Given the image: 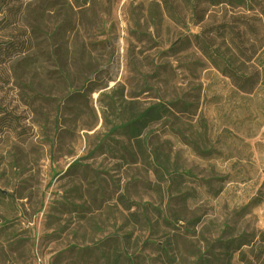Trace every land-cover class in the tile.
<instances>
[{"label": "rangeland", "instance_id": "rangeland-1", "mask_svg": "<svg viewBox=\"0 0 264 264\" xmlns=\"http://www.w3.org/2000/svg\"><path fill=\"white\" fill-rule=\"evenodd\" d=\"M221 7L210 14L238 10ZM200 29L174 23L159 0L0 1V44L19 47L0 57V106L17 118L0 134V264H106L123 245L155 264L144 243L171 239L177 264H194L242 236L252 243L233 264H264V202L249 205L264 194V87L237 94L184 40ZM159 103L171 113L146 134L196 200L101 147L123 110ZM120 198L138 204L132 213L149 206V224Z\"/></svg>", "mask_w": 264, "mask_h": 264}, {"label": "trees", "instance_id": "trees-1", "mask_svg": "<svg viewBox=\"0 0 264 264\" xmlns=\"http://www.w3.org/2000/svg\"><path fill=\"white\" fill-rule=\"evenodd\" d=\"M4 1V0H0ZM24 4L26 1L15 0ZM165 8L168 17L180 27L189 30L190 25L201 27L200 32L185 37V41L191 39L198 52L210 63V65L229 80L237 94L251 96L261 87H264V6L256 0H159ZM229 4L237 13L229 16L227 12L221 18L210 14V8H220L226 11L222 4ZM256 4L259 10H256ZM210 21L209 25L202 27ZM181 40L180 42H182ZM10 49L19 47L14 42L0 44V57L9 56ZM184 111H186L184 109ZM171 113V105L154 104L143 110H137L133 106L123 110L119 121L110 130L109 136L101 147L109 154L117 153L122 159L139 158L149 165L157 181L169 183V189L174 190V195L182 202L196 197L188 192L182 193L186 183L187 174L181 173L179 164L172 160L170 152L162 151L161 146H152L149 135L146 132L153 125L161 123ZM17 118L0 106V134L5 129L11 128ZM111 135L116 136L114 140ZM123 139V142L121 141ZM117 151V152H114ZM180 196V197H179ZM8 198L0 193V206ZM121 205L130 212L138 204L128 203L120 198ZM264 202V194L256 196L249 205L258 207ZM149 206L142 210L141 214L132 213L133 222L139 223L144 219L148 225ZM176 223L182 220L175 216ZM168 225L172 223L165 221ZM201 223L197 218L191 222L193 228ZM252 241L244 236L230 240H216L207 245L200 252L194 264H233L234 256L241 252L243 247L250 246ZM124 244V243H123ZM150 249L157 255L155 264H177V247L174 239L164 242L146 241ZM262 253L264 254V234L260 239ZM106 257V264H146L141 254H129L123 245V252L114 249L113 255ZM153 261V260H152Z\"/></svg>", "mask_w": 264, "mask_h": 264}]
</instances>
